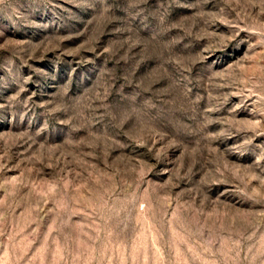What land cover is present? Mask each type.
<instances>
[{
	"label": "rangeland",
	"instance_id": "obj_1",
	"mask_svg": "<svg viewBox=\"0 0 264 264\" xmlns=\"http://www.w3.org/2000/svg\"><path fill=\"white\" fill-rule=\"evenodd\" d=\"M0 264H264V0H0Z\"/></svg>",
	"mask_w": 264,
	"mask_h": 264
}]
</instances>
